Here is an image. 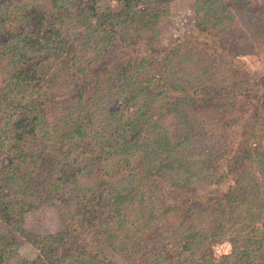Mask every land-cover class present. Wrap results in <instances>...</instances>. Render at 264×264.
Instances as JSON below:
<instances>
[{"label":"rangeland","instance_id":"1","mask_svg":"<svg viewBox=\"0 0 264 264\" xmlns=\"http://www.w3.org/2000/svg\"><path fill=\"white\" fill-rule=\"evenodd\" d=\"M138 1L144 14L147 4L158 2ZM64 4L58 2L53 5L56 8L51 0H0V6L14 15L52 7L39 37L44 40L52 25L60 28L58 33L73 46L63 59L41 55L44 67L33 90L10 92L4 82L5 69L0 68V125L35 108L42 110L38 127L41 144L37 141V145L48 150L55 148L52 135L60 126L58 120L67 115L82 120L92 134H102L111 122L108 116L132 117L136 110H126L120 97L124 95L116 94L115 83L105 84L109 74L117 77L128 63L144 59L143 72L163 77L164 94L148 106V116L158 130L146 131L133 143L128 165L123 166L118 156L104 162L109 179L104 192L110 195L111 188L121 189L128 195L127 201L118 206L105 204L100 213L102 227L86 225L83 229L73 224L64 245L49 237L65 229L62 213L69 219L78 217L74 204L67 202L69 189L61 187L49 195L45 175L36 167L28 169L30 175L23 181L1 183V194L12 209L7 219L0 217V264H70L96 251H101L109 264H172L179 256L182 258L175 264H264V175L260 174L264 158L252 150L264 149V0H169L164 9L156 6L157 17L150 21L116 26L110 42L96 34V49L92 42L83 45L91 25L70 22L68 11L64 21L56 15ZM100 6L115 14L123 9L121 3L107 0ZM183 36L187 38L182 40ZM119 47L130 50L126 58ZM96 78L102 83L101 92L93 90L92 97L84 96L80 89L88 91L91 79ZM177 82L195 96L187 102L181 98L177 106L167 105L162 97L173 96ZM88 98L91 121L79 114V104ZM9 102L20 107L6 108ZM157 136L164 147L154 155L149 151L143 159V146L153 149ZM87 142L79 140L77 144L83 148ZM57 148L59 152L64 149L59 144ZM250 157L260 172L256 176L251 171L254 181L238 202L227 200L223 203L226 208L216 213L175 202V187L200 190L214 165L226 167L230 161L234 167V161H239L237 166L247 167ZM145 158L148 170L141 167ZM8 162L7 152L0 149V176ZM25 167L21 169L27 171ZM94 175L89 166L79 185L99 186ZM231 175L220 181L224 193L234 183ZM82 176L79 174L80 179ZM17 177L21 180L23 176L19 173ZM182 197L185 201L191 198ZM173 198L174 204H165ZM66 253L72 257L65 258ZM166 255L169 257L163 262Z\"/></svg>","mask_w":264,"mask_h":264},{"label":"trees","instance_id":"2","mask_svg":"<svg viewBox=\"0 0 264 264\" xmlns=\"http://www.w3.org/2000/svg\"><path fill=\"white\" fill-rule=\"evenodd\" d=\"M51 1L52 7H56L53 5H57L58 2L61 5L64 4L62 0ZM101 1L102 0H65L64 5L66 7L56 10V15L60 19H63V21L67 19L66 12L68 11L71 19L70 22H74L76 25L81 26L87 23L89 26H92V31L89 34L88 30L84 38V46H91L92 43L96 45L98 43V41L94 40L96 34L99 35L98 38L103 37L107 42H110L116 26L127 21L133 22L138 20L141 21V23L146 19L150 21L152 18L157 17L154 16L157 14V10H154L156 6L164 9L166 2L169 0H158L157 3L147 4L145 9L147 12L145 14L142 10H139L138 0H107L122 4L123 9L118 14L113 13L111 9L100 6ZM52 7L49 11L43 10L42 12L34 9L25 14L14 15L12 12L5 11L4 8L0 6V57L1 60L4 61L2 66L0 64V68L2 67V71L5 69L4 82L12 93L14 91L33 90L34 87H37L42 68L44 67L42 66L41 55L55 59L61 57L63 59L64 55L68 54L73 47L68 46L65 38L58 33L60 28L57 29L52 25L48 26L47 36L44 40L39 37L45 21L44 17L46 14L52 13ZM74 23L73 25H75ZM26 25H28L27 28ZM182 38V40H184L187 36H183ZM136 46L141 47L140 45ZM93 48L96 49L97 45L93 46ZM120 49L122 51L121 54L126 58L130 50L128 51L124 47ZM138 51H134L135 56H137ZM143 61L144 59H141L138 63L134 62L135 64L128 63L121 69L117 77L116 75L113 76L112 73H107L110 76L107 78L105 84H111V82L115 83L113 87H115L116 94L124 95H120V97H122L125 103L126 110H129L130 107L136 108V110L133 112L134 116L132 117H119L117 114L108 116L107 119L111 122L108 124V130L105 132L102 131V134L98 131L92 134L90 130H87V126L81 122L82 120H76L67 115L58 120L57 124L59 123L60 126H56L55 132H53L52 135L55 139L52 145L55 148L52 147L53 149L48 150L44 149L46 147L39 148L37 145V141L39 145L41 144L38 135L40 129H38V127L43 115L42 110L37 112L35 108V110H31L29 113L24 112V114L16 116L14 120H6L3 125H0V149H5L9 157L6 168L2 166L4 173L0 176V184L4 182L9 185L11 183L23 181L26 176L30 175L28 169L30 167H36L40 170L39 172L43 173L42 175H45L44 181L47 180V188L49 189V191L46 190V192L49 193V195L52 196L56 194L61 187L69 189L67 202L74 204L77 210V215H75V217H78L76 220L69 219L68 216L62 213V218H65L67 221L65 229L56 236L49 237L61 245H64L68 233H70V229H73L71 228L73 224L79 225V227L83 229L86 225L102 227L103 222H101L100 213L104 209L105 204L109 203L118 206L127 201L128 195L124 194L121 189L114 191L111 188L109 191L110 195L104 192L106 186L109 188V179L104 169V162L108 161L111 157L118 156L120 157L119 161L122 162V165H128L130 161H132L130 159V150L133 149V143L146 131L149 130L151 134L156 133L158 130L156 127L157 124L155 122L152 123V117L148 116L150 113L148 106L156 103L157 98L164 94L161 92L162 89H164L163 86H161L163 77L160 75L159 78H154L150 74L143 72ZM87 69L89 70V68ZM113 77H115V82L112 81ZM101 84L102 83L97 78L95 81L91 79L88 91L87 88L85 89L82 87L80 89L81 93L90 98V96L92 97L93 95L90 92L93 90L95 93L100 91L102 87L100 86ZM176 85L177 86L173 88L178 91L172 89L175 96L162 97L167 105L177 106L180 104L181 98L184 102H187V99L195 96V93H191L186 86L178 82ZM89 98L87 100L85 99L82 104H79L82 107L79 109L81 111L79 114L81 117L84 115L85 119L91 121L92 112L87 108ZM77 103H80V101ZM19 105L20 104L15 102H9L6 108L13 109L15 106L19 108ZM34 106L35 104L32 103L33 108ZM79 140L88 142L86 146L82 148L79 146L80 143L77 144ZM168 142L169 140L167 139L166 144H168ZM58 144L64 147L63 151L59 152L57 148ZM162 145L160 136H157L154 138L152 144L153 149L151 146H143V150L145 149L143 159L149 155V151H151L150 153L152 155L156 154L161 147H164ZM149 148L150 150H147ZM252 150H255L257 155L264 158V149L261 152H258L257 148ZM143 159H141V162L145 164L141 163V167L142 169L148 170V159ZM247 162V167L243 165L237 166L240 164L239 161H234V167L230 165V161L226 167L222 166L223 164H218V162V165L213 164L214 171L206 178L204 181L205 184L200 190L190 187H175V202L177 201V204H187L190 208L199 207L201 210L211 213H216L225 209L227 205L223 203L227 200L238 202L240 197L245 194L246 190L251 188L250 184L254 181V178L251 176V171L256 176L260 172L258 168H256V171L252 157H250ZM23 166H26L25 168H27L28 172L25 169H21ZM89 166H91L96 173V175H94V182L99 183V186L94 188L79 185V180L85 178L84 170ZM260 166L262 167L260 174L264 175V160L261 161ZM141 167L139 166V168ZM246 169H249L250 172L246 171ZM230 172H232L231 176L233 177L234 183L228 191L224 193L220 190L222 185L220 181L225 180ZM19 173L23 176L21 180L17 177ZM79 174L83 175L82 179L79 178ZM141 178L144 179V176H141ZM244 181H247L248 184L243 185ZM1 188L0 186V217L7 219L10 216L12 208L9 203L4 201V195L1 194L3 190ZM257 193H259V191H257ZM185 194L190 195L191 198L185 201L182 197ZM112 196L113 198H111ZM212 196L215 198L214 200L213 198L210 200ZM202 201L208 204H200ZM165 202V204H174V198L172 203H170L169 200ZM177 246V244L174 245L170 250L175 251ZM102 255L101 251H96L93 255L91 254L90 256L73 259L70 261V264H109L107 259ZM177 256H179V254ZM64 257L70 259L72 255L66 253ZM168 257L167 255L166 257L162 256V261L166 262ZM180 258L182 257H175L172 264L178 263ZM19 264L26 263L20 262Z\"/></svg>","mask_w":264,"mask_h":264}]
</instances>
